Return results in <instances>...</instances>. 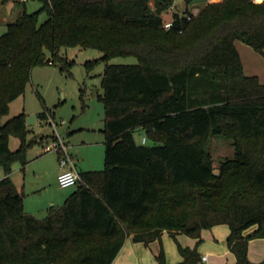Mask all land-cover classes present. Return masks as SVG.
<instances>
[{
	"label": "trees",
	"instance_id": "obj_1",
	"mask_svg": "<svg viewBox=\"0 0 264 264\" xmlns=\"http://www.w3.org/2000/svg\"><path fill=\"white\" fill-rule=\"evenodd\" d=\"M39 1L0 35V117L35 66L65 68L73 60L63 46L96 48L105 61V167L81 170L64 203L39 217L10 176L13 161H26L27 114L1 123L0 264H111L129 235L161 242L157 264H200L197 246L182 244V260L169 263L162 233L200 241L219 223L229 226L235 264H264L249 258L250 240L264 237V82L244 71L235 42L264 52V0H214L190 18V8L176 10L170 28L163 13L172 0ZM116 55L137 61L109 62ZM216 134L236 148L218 172L207 149ZM11 135L21 139L16 149Z\"/></svg>",
	"mask_w": 264,
	"mask_h": 264
},
{
	"label": "rangeland",
	"instance_id": "obj_2",
	"mask_svg": "<svg viewBox=\"0 0 264 264\" xmlns=\"http://www.w3.org/2000/svg\"><path fill=\"white\" fill-rule=\"evenodd\" d=\"M210 1L214 0H195L193 3L199 5L197 9L200 11ZM186 5V0H177L174 8L163 13L164 18L172 17L173 10L184 11ZM40 6L39 0H0V35L7 30V23L15 20L21 10L26 8L34 11ZM46 17V12L40 13L41 21ZM235 42L244 71L250 75H258L264 81V52L257 51L242 40ZM61 53L73 61L65 68L57 63L35 66L25 91L11 100L9 111L0 117L1 124L22 111L27 115L38 114L36 122L29 125L30 130L26 134V141L30 142L26 149V161H13L10 176L24 192L25 210L39 217L60 207L65 198L77 188V184L63 187L59 183L58 173L63 156L69 154L79 167L83 162L91 165L90 168H84L85 170H102L105 167V105L102 83L105 61L101 58L100 51L93 47L63 46ZM136 61L135 55H116L109 60ZM43 112H46V117L39 116ZM143 136L142 130L135 132L137 140L141 141ZM60 138L67 143L68 154L58 147ZM233 142V138L224 134L209 137L207 149L212 153L215 172L219 171L221 160L235 155ZM20 143L18 136H10L9 145L12 149H16ZM46 145L50 149H46ZM4 175L0 168V178ZM227 230V223L217 224L216 230L203 228L200 241L196 236L185 232L174 238L165 230L162 244L169 261L173 254H178L179 244H182L197 246L200 253H208L212 258L220 257V263L230 264L235 259L230 248L228 255L221 257L214 254L225 250L224 237ZM261 239L264 237L255 238L253 245ZM154 241L156 243L152 245L153 255L159 251L161 245L159 240Z\"/></svg>",
	"mask_w": 264,
	"mask_h": 264
},
{
	"label": "crops",
	"instance_id": "obj_3",
	"mask_svg": "<svg viewBox=\"0 0 264 264\" xmlns=\"http://www.w3.org/2000/svg\"><path fill=\"white\" fill-rule=\"evenodd\" d=\"M205 1H208V0H205ZM198 6L199 5L196 4V3H191L189 5H186V8L188 7L190 9H192V8H198ZM24 10H27V9L25 8ZM24 10H21L20 13L23 12ZM178 11H180V10L178 9ZM180 12H183V11H180ZM20 13H18L17 16ZM17 16H15V18ZM75 165H76V167H77V169L79 171L85 170L84 168H90V166H91V165L84 164V162L82 163V165L80 167L77 166L76 162H75ZM87 166H89V167H87ZM66 167H70V164H68ZM61 170H62V166L60 168V171ZM216 227H217V224L214 225L212 228L216 230ZM164 231H163V233H164ZM229 231H230V229H229V226H228V230L226 231V237H224V239H227ZM163 233H162V235H163ZM255 238H257V237H255ZM255 238H252L250 240V242H249V258H250L251 261H255L256 262V261L264 260V239L263 240L262 239L259 240L260 241L259 243H255L253 245V243L255 241L254 240ZM155 243H156V241H152L149 244H146L143 241H135L132 238V235H129L126 238L123 246L121 247L120 251L118 252L117 256L115 257V259L113 260V262L111 264H157L156 254L153 255V253H152V250H153L152 245L155 244ZM158 246H159V243H158ZM227 246H228V244H227V241H226L225 250L223 252H220V253H218V252L215 253L214 252V254L218 255V256H221V257L225 256L226 254L228 255L229 247H227ZM200 254H201V257H202L203 254H207L208 262H210L209 264H222V263H220L221 262L220 257L214 256L212 258V256L209 255L208 253H200ZM234 257H235V255H234ZM182 258L183 257L181 255L180 251L178 250V254L177 255L173 254L172 259H170V261H169L168 258H167V260H168L169 263H176L175 261H177V260L181 261ZM230 264H235V259H234V263L231 262Z\"/></svg>",
	"mask_w": 264,
	"mask_h": 264
},
{
	"label": "built area",
	"instance_id": "obj_4",
	"mask_svg": "<svg viewBox=\"0 0 264 264\" xmlns=\"http://www.w3.org/2000/svg\"><path fill=\"white\" fill-rule=\"evenodd\" d=\"M176 2L177 0H172V3L170 4L168 10H170L171 8H174ZM174 11L176 10H173L172 12L174 13ZM197 13H198V9L192 8L191 13L188 14V17L190 18L192 15L197 14ZM172 25H173V15L170 18H164L163 26L165 28H170ZM59 141L60 142H58L57 145H60V146L58 147H61L68 154L67 143L63 141L61 138ZM146 141H147V137L143 136L142 142H146ZM45 148L50 149L49 145H46ZM68 164H70V167H66ZM61 166H62V170L58 174V180L61 186L67 187V186L81 182L82 177H81L80 171L77 169L74 160L69 154L61 158ZM200 264H209L207 254L202 255Z\"/></svg>",
	"mask_w": 264,
	"mask_h": 264
},
{
	"label": "water",
	"instance_id": "obj_5",
	"mask_svg": "<svg viewBox=\"0 0 264 264\" xmlns=\"http://www.w3.org/2000/svg\"><path fill=\"white\" fill-rule=\"evenodd\" d=\"M37 115H38L37 113H32V114L27 115V117H26V123L28 125H31V124H33V122H36Z\"/></svg>",
	"mask_w": 264,
	"mask_h": 264
}]
</instances>
